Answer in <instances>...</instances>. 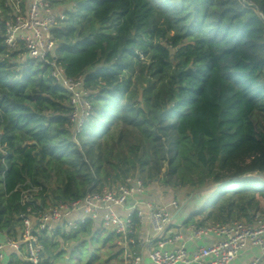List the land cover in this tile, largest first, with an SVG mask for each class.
<instances>
[{"label": "trees", "instance_id": "trees-1", "mask_svg": "<svg viewBox=\"0 0 264 264\" xmlns=\"http://www.w3.org/2000/svg\"><path fill=\"white\" fill-rule=\"evenodd\" d=\"M58 2L71 8L53 30L56 59L83 78L93 110L75 140L52 67L2 59L1 11L0 232L16 236L28 206L129 175L214 192L186 224L249 220L264 208V180L251 176L264 174V0ZM99 232L88 221L42 234L43 264L67 261L59 239ZM6 264L27 262L12 254Z\"/></svg>", "mask_w": 264, "mask_h": 264}, {"label": "built area", "instance_id": "built-area-1", "mask_svg": "<svg viewBox=\"0 0 264 264\" xmlns=\"http://www.w3.org/2000/svg\"><path fill=\"white\" fill-rule=\"evenodd\" d=\"M0 12L5 11L4 41L6 58L10 63L24 64L31 59L52 67V76L69 96V120L73 138L89 119L93 110L92 91L81 76L69 77L56 59L57 39L53 30L65 18L57 5L61 0H0ZM13 53H16L13 56ZM36 189L23 192L22 203L31 201ZM148 188L138 175H129L116 184H107L88 191L82 198L49 205L20 214L22 226L16 236L0 232V264H6L15 254L27 264H43L44 246L40 236L75 231L91 222L97 231L116 234L122 260L118 264H232L242 248L254 245L264 253V208L253 211L249 220L187 226L188 238L167 233L176 211L182 204L150 199ZM207 235L217 237L213 244L189 250L186 242ZM180 240L173 249L166 244ZM259 257L250 264H259Z\"/></svg>", "mask_w": 264, "mask_h": 264}, {"label": "rangeland", "instance_id": "rangeland-1", "mask_svg": "<svg viewBox=\"0 0 264 264\" xmlns=\"http://www.w3.org/2000/svg\"><path fill=\"white\" fill-rule=\"evenodd\" d=\"M59 11L70 9L71 5L63 4L57 5ZM258 127L264 128V122L258 118ZM251 176H255L264 180V174L253 173ZM179 182V181H177ZM147 188H151L148 191L149 197L154 198L156 195L162 201H170L177 199L180 204H186L188 202L199 201L201 197H209L214 194L210 191L196 190L192 186L179 183L176 187L172 185L163 184L162 180H154L146 185ZM160 192H155V191ZM213 196V195H212ZM157 197V199H158ZM48 203H51L48 199ZM98 232V231H97ZM73 233L69 232L66 234ZM108 230L101 231L89 237L77 236V238H71L68 241L59 239V243L62 250H65L66 262L59 260L56 264H118L122 257L120 247L116 244V239H108ZM114 236L117 238L116 234ZM119 252L118 256L116 254ZM121 256V257H120Z\"/></svg>", "mask_w": 264, "mask_h": 264}, {"label": "crops", "instance_id": "crops-1", "mask_svg": "<svg viewBox=\"0 0 264 264\" xmlns=\"http://www.w3.org/2000/svg\"><path fill=\"white\" fill-rule=\"evenodd\" d=\"M151 188H148V191ZM155 192H160L155 191ZM149 197V195H148ZM157 195L153 198L150 199H157ZM208 198V197H207ZM206 197H201L199 201L196 202H188L186 204H182V206L180 207V209L178 211H176V213L173 216L172 219V223L170 224L169 228H168V234L169 233H174L177 235H181L182 238H188L189 237V233L187 231V226L189 224H186V220L188 219V217L195 211H197L199 208H201L204 204V202L207 199ZM217 241V237L213 236V235H207L204 236L201 239L198 240H190L186 242V247L189 250L195 249L197 247L200 246H204V245H208V244H213ZM181 244L180 240H176L174 242L168 243L166 244V247L169 249H173L174 247H177ZM259 257V264H264V253L262 252L261 248H259L258 246H254V245H247L244 248H242L239 252V255L237 256V258L232 262V264H250L251 261L256 258ZM144 264H151V262L148 260V258L145 257L144 260Z\"/></svg>", "mask_w": 264, "mask_h": 264}]
</instances>
